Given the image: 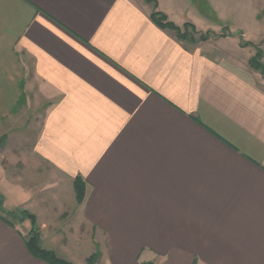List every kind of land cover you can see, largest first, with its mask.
Here are the masks:
<instances>
[{
	"label": "crops",
	"instance_id": "1",
	"mask_svg": "<svg viewBox=\"0 0 264 264\" xmlns=\"http://www.w3.org/2000/svg\"><path fill=\"white\" fill-rule=\"evenodd\" d=\"M261 8L0 0V140L28 152L0 156V183L31 200L3 204L0 264H46L14 211L35 217L42 249L74 264L83 248L97 264H264ZM154 12L196 34L180 39Z\"/></svg>",
	"mask_w": 264,
	"mask_h": 264
},
{
	"label": "trees",
	"instance_id": "2",
	"mask_svg": "<svg viewBox=\"0 0 264 264\" xmlns=\"http://www.w3.org/2000/svg\"><path fill=\"white\" fill-rule=\"evenodd\" d=\"M152 18L157 25H159L163 29H169V30L175 32L176 35L180 39H185L187 37V33L189 32V30H192V32L194 34H196V31L194 28L185 25L183 27V29H180V28L174 26L173 24L167 22L165 16L158 13V12H154L152 14ZM187 27H189V28H187ZM207 37L208 36H206V35H201V36H199V39L205 40V39H207ZM85 186L86 185H85L84 181L80 177H76L73 180V189H74V193H75V201H76V204H78V205L81 204L84 200ZM1 204L2 203H1V197H0V209H2ZM11 217L18 219L20 221H24L25 219H29V221L32 225L31 232H33V230L36 228L35 217L33 215L27 213L26 211H14L11 213ZM26 247H27V250L29 251V253L34 258H37V259L45 262L46 264H72L65 259H61V258L57 257L53 251H48V250L42 249L39 246L38 238L34 233L31 234L30 239H27ZM99 256H100V254L98 252L92 254L90 257L87 258L86 263L87 264H96V262H98ZM142 264H154V263L153 262H145Z\"/></svg>",
	"mask_w": 264,
	"mask_h": 264
},
{
	"label": "rangeland",
	"instance_id": "3",
	"mask_svg": "<svg viewBox=\"0 0 264 264\" xmlns=\"http://www.w3.org/2000/svg\"><path fill=\"white\" fill-rule=\"evenodd\" d=\"M259 14V19H261V20H263L264 19V8H261L260 9V13H258ZM209 25L212 27V26H214L215 24L214 23H212V22H209ZM34 114V113H33ZM23 140H20V141H18V140H15L14 141V139H11V140H9V138L8 137H6L5 139H2V140H0V142L2 143V145H0V149L2 148V150L0 151V153H1V155L0 156H3V160L5 161V162H7V161H9V159L12 157V158H18V159H21V158H23V156H25V155H28V152H25L24 151V144H22L21 142H22ZM19 143H21V144H19ZM19 145H20V149H18V147H19ZM14 149V150H13ZM20 168H22V167H17V168H13V171H21L20 170ZM48 178V181H49V177H41V179H43L44 181H45V179H47ZM4 181H2V183H3ZM2 183H0V197H1V205H2V207H3V204H4V202H6L5 203V206L4 207H7V205H9V203L10 202H12L13 203V200H15L16 201V203L17 202H19V203H21L23 206H24V208H26L25 207V204H26V201L29 199L30 200V196H28V195H25L24 197H23V195H22V198L21 199H19V200H17V197L16 196H14L13 194H11V193H9V192H7L6 190H4L3 188H5L4 187V185L2 184ZM28 196V197H27ZM32 196V195H31ZM22 200V201H21ZM14 201V202H15ZM31 201V200H30ZM29 201V202H30ZM15 203V204H16ZM31 203V202H30ZM23 208V207H22ZM4 209V208H3ZM24 210V209H23ZM0 211H3V210H1L0 209ZM5 211V210H4ZM2 213H4V216L6 217V218H8V219H12L11 217H9L8 215H6V211L5 212H2ZM13 220V219H12ZM25 220H28L29 221V219H25ZM31 230H32V225H31ZM31 230H30V233L28 234V239H30V236H31V234L32 233H34L35 234V232H36V228L33 230V232H31ZM36 235V234H35ZM54 236L56 237V238H58V239H61V240H66V242H67V244H69L70 243V239H69V237H68V235H67V233L65 232V231H57V232H55L54 233ZM38 238V237H37ZM55 253L57 254V255H59V256H62L61 255V251H58V250H56L55 251ZM88 253H89V248H83V251H82V255H81V257H79V260L81 261L79 264H87L86 263V260H84L83 261V257H85V256H87L88 255ZM56 255V256H57ZM58 257V256H57ZM90 257V256H89ZM60 258V257H59ZM61 259H63V258H61ZM112 260V259H111ZM148 262H151V261H148ZM70 263H72V262H70ZM142 263H145V262H142ZM141 263V264H142ZM154 263V262H153ZM72 264H74V263H72ZM96 264H97V262H96ZM106 264H109L108 262H106ZM154 264H156V263H154Z\"/></svg>",
	"mask_w": 264,
	"mask_h": 264
},
{
	"label": "built area",
	"instance_id": "4",
	"mask_svg": "<svg viewBox=\"0 0 264 264\" xmlns=\"http://www.w3.org/2000/svg\"><path fill=\"white\" fill-rule=\"evenodd\" d=\"M259 51V64L261 66L262 75L264 77V40L261 41L258 47Z\"/></svg>",
	"mask_w": 264,
	"mask_h": 264
}]
</instances>
